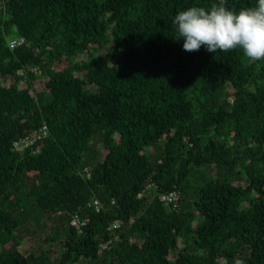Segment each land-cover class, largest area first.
Wrapping results in <instances>:
<instances>
[{"label":"trees","instance_id":"16d2710c","mask_svg":"<svg viewBox=\"0 0 264 264\" xmlns=\"http://www.w3.org/2000/svg\"><path fill=\"white\" fill-rule=\"evenodd\" d=\"M216 2L0 0V264H264V61L175 39Z\"/></svg>","mask_w":264,"mask_h":264},{"label":"clouds","instance_id":"9594fccd","mask_svg":"<svg viewBox=\"0 0 264 264\" xmlns=\"http://www.w3.org/2000/svg\"><path fill=\"white\" fill-rule=\"evenodd\" d=\"M227 0L209 7L192 6L173 19L175 39H183V50L210 53L242 50L252 62L264 61V0L239 11L231 10Z\"/></svg>","mask_w":264,"mask_h":264},{"label":"rangeland","instance_id":"374dc122","mask_svg":"<svg viewBox=\"0 0 264 264\" xmlns=\"http://www.w3.org/2000/svg\"><path fill=\"white\" fill-rule=\"evenodd\" d=\"M66 62L63 64L59 65L57 69H62ZM3 79L0 78V81ZM47 81L46 78L38 81L36 83L37 89H43L45 82ZM12 81L8 80L6 84H10ZM23 87L25 86V83L21 84ZM164 143H160V146H163ZM100 158V157H99ZM207 174L214 175V170H209L206 172ZM242 183H248L247 180H244ZM58 225V222L55 218H49V217H44L41 224L39 226H34L33 224H28L25 225L21 230L20 233L24 237L25 242H24V247L23 251L26 253L30 252H40L47 248V245L45 243L46 238L49 235H52L56 231V227ZM51 251L53 252L55 257H59L61 255L62 249H61V244L59 242L55 243L51 247ZM80 264H90L89 261H82Z\"/></svg>","mask_w":264,"mask_h":264},{"label":"built area","instance_id":"2783aa9c","mask_svg":"<svg viewBox=\"0 0 264 264\" xmlns=\"http://www.w3.org/2000/svg\"><path fill=\"white\" fill-rule=\"evenodd\" d=\"M24 43H25V40L23 38H15V39H12L10 41V47L15 48V47L22 45ZM47 134H48V131L46 128H44L40 132H36L33 136H31V137L21 141L19 144H17L18 149L22 150V149L30 146L31 144L35 143L36 141H39V140L43 139L44 137H46ZM161 200L165 201L168 204L173 205L174 207H177L178 202H179V194L178 193H172L169 195H164L161 197ZM92 206H94L97 211H100L102 209V205L99 201H94L93 204H89L90 208H92ZM87 222H88L87 219H84L79 214H76L71 220V226L75 227L78 230H81L82 227L86 226ZM119 226H120V222H116V223L112 224L111 229L115 230V229L119 228Z\"/></svg>","mask_w":264,"mask_h":264}]
</instances>
